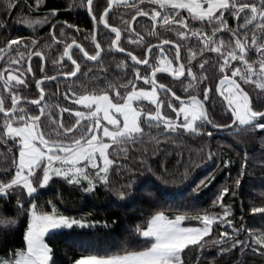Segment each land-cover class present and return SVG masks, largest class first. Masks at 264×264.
Wrapping results in <instances>:
<instances>
[{
	"label": "snow or ice",
	"instance_id": "1",
	"mask_svg": "<svg viewBox=\"0 0 264 264\" xmlns=\"http://www.w3.org/2000/svg\"><path fill=\"white\" fill-rule=\"evenodd\" d=\"M20 2L21 0H5V11L10 14ZM23 2L27 7H32L27 0ZM39 3L40 0H36L37 7ZM125 3L127 0H106V6L101 12L99 0H79L78 6L86 8L94 25L102 24L105 29L110 30V33H114V38L111 39L106 51L102 48L95 32L84 37L85 40L90 37L94 44V48L89 51L83 44L78 43L75 37L71 42L59 38L65 34V28L59 27L61 22L51 25L46 39L51 40L52 43H46L43 47L51 48L52 44L58 48L63 46L59 59L53 60L52 63L63 67L61 62L67 58L72 67L65 71L57 69V75L54 76L45 75L35 79V85L39 89L37 99L29 101L27 96H21L19 91L21 87L25 89L28 87L29 74L35 78L36 73L31 63L33 57L40 58L39 71L45 72L43 63L45 53L40 50L39 37L26 41L25 38L16 36L5 39L4 46L0 47V61H5V68L0 70V117H2L0 140L5 144L11 140L13 146L18 149V157L13 156L10 166L14 172L0 169V177H3L0 179V201L3 202L0 204V211L5 210V206L11 204L15 196L16 203L12 211L17 213V218L0 217V226H2L0 230H13L18 225V218L21 215L27 218V226L23 232L24 248L15 250L8 259L0 258V264H57L53 248L50 247L47 239L65 230L108 226L107 221L101 224L100 221L88 219L86 215L80 218L64 215L54 204L51 212L44 211L37 202L38 196L42 189L50 182H54V177L80 188L85 194L94 193L98 187L107 189L110 194L119 198L118 202H124L129 197L134 199L136 189L152 187L149 177L145 176L138 182V177L144 176L145 172L154 175L153 167L147 157L143 153L130 157L127 148L112 147L135 144L142 139L145 135L142 124L149 126L155 124L157 128L163 125L166 134L176 135H180L181 132L200 135L204 125L239 132L251 129L264 130V104L254 103L249 95L254 89L259 90L257 97L264 95V0H141L139 5L133 0L135 15L131 16V21L139 23L137 17L141 19L150 17L152 31L148 33L149 36H158V28H163L165 31L170 29L175 32L179 42L177 39H161L155 45L149 43L146 49L142 50L141 56L127 52L135 67L134 78L128 79L127 83L118 87L107 83L104 89L99 88L98 85L102 81L100 74L96 73L91 76L93 84L96 85L91 90V94L86 92L76 98L77 92L73 91L69 84L68 91L71 92V96L68 97V93H65V96L73 99L76 105L83 106L84 110L75 111L74 117L72 109L60 110L61 117L67 112L69 117L74 118L75 122L71 126H65L63 119H55L51 107L43 103L45 89L41 86L42 83L64 78L78 79V74L88 77L93 73V69L88 68L87 71H83L82 63L102 64L103 56L113 50L125 53L126 48L121 46L122 28L114 27L109 22L111 11ZM145 3L154 6L144 10ZM182 10L187 12V16L182 14ZM56 15L57 10L51 9L43 18L26 16L23 23L34 28L46 23L49 16L55 18ZM229 18L237 21L235 29L229 27ZM196 21L200 22L201 28L190 27V24ZM62 23L68 28H76V31H79L75 25H68L66 21ZM123 23L132 44L143 42V37L129 25L127 20ZM221 33H230L231 39L226 43L222 37L218 38ZM132 35L137 39L133 40ZM193 37L198 42V50H193L185 43ZM182 47L186 49L185 56H182ZM225 47L230 50L224 52ZM166 48L172 51L170 59ZM253 52L257 59L250 60V54ZM211 53L219 57L220 78L214 91L223 97L225 102L223 110L230 113L228 124H214L210 118L209 110L205 107V102L211 94L209 88H203V100H201L199 95H177L172 87L157 80L156 74L159 71L170 73L171 77L177 80L182 77L188 78V83L183 85L182 91L184 93L195 91L208 80L204 70L211 61L205 57ZM150 56L158 61L159 66L150 62ZM197 57L199 63L196 66L197 71H194L193 61L197 60ZM25 58L28 61L26 67ZM140 65L144 66L145 72L150 68V74H142ZM122 66L127 67L123 61L117 64V67ZM106 79L105 74L104 80ZM140 80L151 87L138 88L136 81ZM242 84L250 86L249 91H245ZM129 88L131 90H128ZM121 89L126 94L122 95ZM113 92L114 95H110ZM161 92L166 94V99L160 97ZM173 98L179 106L174 103ZM144 100L155 105L154 111L140 106L139 102ZM29 103L39 108L38 115L32 114L27 107L22 106ZM162 108L170 109L175 113L176 118L166 115ZM41 117L52 123L57 139L51 138L50 133L42 130ZM211 135L212 133L208 132V136ZM8 151L11 152L12 149ZM121 154L125 163H121L117 158ZM152 155H157L156 151H153ZM213 157L214 153L209 150L200 163ZM229 163L230 161H224L225 165ZM247 163L248 156L245 153L244 162L233 182L231 193L233 196L236 195V188L241 184V178L246 174ZM196 166H198L196 162L190 160L181 179L187 180L189 171ZM160 170L162 175L155 178L167 184L168 181L164 180V176L171 173L163 163L160 164ZM115 173L124 177V183L118 188L112 186L110 179V174ZM212 179L214 177L209 174L208 177L201 179L191 192L198 193L202 186H207L205 182L211 183ZM229 191V187L224 186L213 201L214 204L221 203L224 209L222 216L214 218L203 214L191 217L185 213L169 218L163 211H157L151 216L145 229L141 230L139 227L136 229L146 242L151 241L150 246L138 251L125 250L122 254L82 255L74 260L73 264H186L183 259L185 251L194 247L205 248L207 242L204 238L209 233H213L215 221L221 226L227 225L231 230L223 231L213 241L215 245L220 246L219 254L222 255L239 246L241 252L248 249L264 256V232L256 235L253 229H245L243 217L239 226H234L232 219L228 218L230 207L223 205L222 200ZM148 195L152 193L149 192ZM251 212L260 213L264 217V207H252ZM192 219L200 221V226L184 225V221ZM242 233L245 239L240 238ZM225 245L230 247L226 248Z\"/></svg>",
	"mask_w": 264,
	"mask_h": 264
},
{
	"label": "trees",
	"instance_id": "2",
	"mask_svg": "<svg viewBox=\"0 0 264 264\" xmlns=\"http://www.w3.org/2000/svg\"><path fill=\"white\" fill-rule=\"evenodd\" d=\"M27 2L32 5L31 8L27 7L21 0L20 4L9 14L5 11V0H0V46L4 45L5 39H12L16 36L25 38L26 41L39 37L40 50L45 53V72L39 71L40 59L33 60L35 78L29 74L28 87L26 89L21 87L19 91L21 96L34 99L39 97L35 88V79L57 73V66H61L54 65L52 61L59 59L63 47L59 46L58 48L55 44H52L51 48L43 47L46 43H52L51 40L46 39L52 22L59 18L67 19V15L74 14L80 32H82L81 43L89 51L94 48L93 43L90 37L87 40L84 37L93 32V25L87 17L86 8L78 6L79 0H40L38 7L36 0H27ZM99 4L102 12L103 7L106 6V0H99ZM51 9L57 10L56 17L49 16L47 22L41 26L32 28L23 23L26 16L43 18L46 13L44 10L49 11ZM70 10H73L74 13ZM132 15V11L128 9L122 13V18H118L112 11L109 22L122 28L124 39L121 40V46L132 50L137 56H141L142 52L132 47L133 44L128 39L129 34L124 30L123 22L125 20L129 22ZM140 21L143 19L138 20V22ZM137 25L136 22L134 25L136 29ZM113 34L101 27L99 41L105 51L113 39ZM140 44L142 50L147 46L144 41ZM74 58L76 57L74 56ZM122 61L127 65L126 68L117 67V64ZM78 62H80L79 59ZM81 67L83 71L92 68L93 73L88 77L78 75V79H61L42 84L46 94L45 104L51 107L55 119H63L65 126H71L75 122L74 110L80 109L73 99L65 96V93H68V97L71 96V92L68 91L69 84L78 96L86 92L91 93V90L96 87L91 79V76L96 73L101 76L102 82L98 85L101 89H104L107 83H112L117 87L119 83L125 84L135 74V67L130 57L115 50L103 56L102 64L88 63L85 65L82 63ZM140 69L143 70L141 67ZM142 70L143 74H148V70L147 72ZM105 74L107 75L106 80H104ZM138 85L139 87L147 86L142 80L138 81ZM122 93L125 92L122 91ZM62 108L72 109L73 117H69L67 112H64L61 117L60 110ZM31 112L35 115L39 114V112ZM41 120L42 130L50 133L51 138L57 139L56 130L52 123L45 120L44 117H41ZM0 122H2V117H0ZM142 128L145 135L135 144L112 146L117 149L127 148L130 157L143 153L153 167L154 175L145 172L144 176L138 177V182L143 180L145 176L149 177L153 186L136 189L134 199L129 197L124 202H118V197L110 194L107 189L99 187L94 193L85 194L80 188L69 185L66 181L55 177L53 178L54 182H50L40 191L37 202L44 211L51 212L54 204L57 210L64 215L76 218L86 215L88 219L100 221L101 224L107 221L108 225L95 229L65 230L51 239H47L50 247L53 248V255L57 264H73L74 260L82 255L122 254L125 250L138 251L142 250L143 247L150 246L151 241L146 242L136 229L137 227L146 228L147 222L157 211H163L169 218L185 213L191 217L203 214H208L214 218L221 216L224 210L221 203L214 204L213 201L219 196V192L224 186L229 187L230 191L224 196L222 203L230 207L228 218L232 219L233 225L239 226L241 217H243L242 222L245 224V229H253L256 235L264 232V217L260 213L251 212L252 207H264V142H262L264 141V130L251 129L245 132L228 130L226 132H213L211 136H208L210 131L206 129L200 135H189L184 132L176 135L166 134L163 125L157 128L155 124L151 126L142 124ZM10 148L12 149L11 152L8 151ZM209 150L214 153L213 159H206L200 163ZM153 151H156L157 155L153 156ZM245 153L248 156V163L245 165L247 171L245 176L241 178L240 186L236 188V195L233 196L231 194L233 182L244 162ZM13 156L18 157V149L13 146V142L9 140L5 144L3 140H0V169H9L14 172V169L10 167ZM117 158L120 159L121 163L126 162L122 154ZM190 160L195 161L198 166L189 171L187 180H182V174L189 166ZM226 160L230 161L227 165L224 164ZM161 163L165 164L168 172L171 173V175L164 176V180L168 181L167 184L155 178L162 175ZM137 167H139L138 164ZM209 174L214 177L212 182L207 183L206 181L207 186H202L198 193L191 192V189ZM2 178L0 177V179ZM110 179L112 186L116 188L124 183V177L119 173L110 174ZM133 188L135 189V185ZM149 192L152 195H148ZM2 203L0 201V204ZM15 203V196H13L11 204L6 205L5 210L0 211V217L17 218V213L12 211ZM183 223L184 225H200V221L195 219L186 220ZM26 226L27 218L25 215H21L18 218V225L13 230H0V258L8 259L12 257L15 250L24 248L23 232ZM223 231L231 230L227 225L221 226L218 221H215L213 233H209L204 238L207 242L205 248L194 247L185 251L183 259L186 264H264V256L248 249L241 252L239 246L222 255L219 254L220 246L215 245L213 241ZM240 238L245 239L246 237L242 233ZM224 247L229 248L230 246L225 245Z\"/></svg>",
	"mask_w": 264,
	"mask_h": 264
},
{
	"label": "flooded vegetation",
	"instance_id": "3",
	"mask_svg": "<svg viewBox=\"0 0 264 264\" xmlns=\"http://www.w3.org/2000/svg\"><path fill=\"white\" fill-rule=\"evenodd\" d=\"M135 3L139 5L141 3V0H135ZM132 5H133V0L127 1V3L121 4L115 10H112V11L118 16V18H122V13H124L128 9L130 11H132L133 15H135V9L132 7ZM153 6L154 5H149L147 3L143 4L144 10H148L150 7H153ZM44 11L48 12L47 10H44ZM70 11L72 13H74L73 10H70ZM86 13H87L88 19L92 22L93 32H94V29H95L94 22L90 18V15L88 14L87 10H86ZM182 14L184 16H187V12L186 11L182 10ZM140 19H141L140 17H137V21L140 20ZM64 21H66L68 25H75L77 28H79V31H76V28H68V27H66L65 24L62 23ZM149 21H150V17L149 18H144L143 21H140L138 23L137 29H136L134 27L136 22L135 21H131V19H130L129 20V25L131 27H134L135 30L140 33V35L143 37V41L146 42L147 44L151 43V44L155 45V44L159 43V40H161V39H177V41L179 42L178 38L175 35V32L171 31L170 29L165 31L163 28H158V32H159L158 36H149L148 33L150 31H152V25H151V23H149ZM57 22H61V23H59V26L62 25V27L65 28V31H66V34H64V36H60L59 37L60 39H65L67 42H71V39L73 37H75L77 39L78 43L82 44L81 43V39H82L81 34H82V32H80V27H78V25H77V21H76V18H74V14L73 15H67V19H64V18L56 19L54 22H52V24L53 23H57ZM228 25H229V27L235 29L237 27V21L235 19H233V18H229L228 19ZM113 26L114 27H118L116 25H113ZM101 27H103L102 24H100L98 26V35H97V39L98 40H99V34H100ZM190 27L201 28L202 26H201L200 22L196 21V22H192L190 24ZM204 27L206 28L207 26H204ZM50 28H51V26H50ZM107 30H109V29H107ZM49 31H50V29H49ZM209 34H211V33H209ZM47 35L48 34H46V36ZM132 36H134V37H132L133 40L137 39L135 37V35H132ZM123 37H124V35L122 33L121 40L124 39ZM220 37H222L225 40L226 43L231 39L230 33H221V34H219L218 38H220ZM113 38H114V34H113ZM185 43L189 44V46H191L193 48V50H198V42L196 41V39L194 37L191 38L190 40L186 41ZM3 46L4 45H2L0 47H3ZM93 46H94V44H93ZM132 47H134L139 52H142V49L140 48L141 47L140 43L133 44ZM146 47H145V49H146ZM126 50L130 51V52H133L132 50H129V49H126ZM228 50H230V49L227 48V47H225L223 49L224 52H227ZM21 51H23V49H21ZM156 52L157 53L159 52L158 48L156 49ZM166 52H168V58L170 59L171 56H172V51L166 48ZM133 53L136 54L135 52H133ZM80 55H82V54H80ZM185 55H186V49H184L182 47V56H185ZM205 58L209 59L211 61V63L204 70V75H206L208 77V80L203 82L200 85V87L197 88L195 91H190L189 93H184L182 91L183 85H186L188 83V78L182 77L179 80H177V79L171 77L170 73H164L162 71H159L156 74L157 75V80H158L159 83H164V84L168 85L169 87H172L173 91L177 92V95H181V96H185V95H199L201 100H203V95H202L203 88H205V87L209 88L211 94H210L209 99L205 102V107L208 108V110H209L210 118L213 120L214 124H228V123H230V120H229L230 113L229 112H225L223 110V104L225 102L223 101V98L219 96V93L214 91L215 85L219 82V78H220V74L218 72V60H219V57H217V55L215 53H211V54L207 55ZM249 58H250V60L257 59V57L255 56L254 52L250 54ZM38 59H40V58L36 57V59H35V57H33L32 61L33 60H38ZM149 59H150V62L153 65L159 66L158 65V61L153 56H150ZM65 60L66 61H64L62 63L63 67L57 66L56 69H59V70H62V71L69 70V68L72 67L71 66V62L67 61V58H65ZM32 61H31V63H32ZM27 63H28V61H27V59H25V64L27 65ZM40 63H41V60H40ZM43 63H44V66H46L45 58L43 60ZM92 63H94V62H92ZM198 63H199V57H197V60L193 61V66H194L193 70L194 71H197V67L196 66L198 65ZM233 63H235V62H233ZM0 66H1L0 70L4 69L5 68V61H0ZM174 66H175V61H174ZM139 67L143 68V70L141 69L142 71L145 70L143 65H140ZM150 72H151V69L149 68L148 69V74H150ZM56 74L57 73H54V74H52L50 76H53V75H56ZM142 74H143V72H142ZM197 74H199V73H197ZM41 77L42 76H40L38 79H40ZM59 80H61V79H59ZM62 80H71V79H62ZM118 80H120V79H118ZM45 83H47V82H45ZM136 83H137V87L139 88L138 81H136ZM42 84H44V83H42ZM119 85H123V84L119 83ZM147 86H150V85H147ZM147 86H142V87H147ZM241 86L244 87L245 91H249V87L250 86H245L243 84ZM35 88H36L37 92L39 93L36 85H35ZM128 90H131V89L129 88ZM121 91H123V90L121 89ZM258 91H259L258 89H254L253 91L249 92V95H250V97H252L254 103H256V104H264V95L257 97ZM123 94H125V93H122V95ZM168 95H170V94H168ZM160 97L163 98V99L167 98L166 94H164L162 92L160 93ZM37 98H39V97H37ZM37 98H34V99H37ZM28 99H31V98H28ZM45 99H46V94H45V98H44V102H43L44 104H45ZM31 100H33V99H31ZM174 103L176 104L177 102L174 100ZM22 106L23 107H27L30 111H33L35 113L39 112V108L37 106H35V105L30 104V103L27 104V105H22ZM151 109L154 110L155 107H152ZM162 111L166 115H170L173 119L176 118L175 117V113L172 112L170 109L162 108ZM203 128L208 130V131L218 132V131L212 130L208 125H204Z\"/></svg>",
	"mask_w": 264,
	"mask_h": 264
},
{
	"label": "rangeland",
	"instance_id": "4",
	"mask_svg": "<svg viewBox=\"0 0 264 264\" xmlns=\"http://www.w3.org/2000/svg\"><path fill=\"white\" fill-rule=\"evenodd\" d=\"M127 1H131V0H127ZM38 26H41V25H38ZM151 86H147V87H145L146 89H148V88H150ZM87 94H91V93H87ZM126 94V93H125ZM82 95V94H81ZM110 95H114V94H111L110 93ZM160 95V94H159ZM79 96L80 95H78L77 96V98H79ZM140 103V106L141 107H144L146 110H152V111H154L153 109H151L152 107H155V105H152L149 101H147V100H144V101H142V102H139ZM176 105L177 106H179V103L177 102L176 103ZM79 107H80V109H75L74 110V113H75V111H77V110H80V111H83L84 109H83V106H81V105H78ZM82 107V108H81ZM181 119H182V117H181ZM142 126V125H141ZM205 129L204 128H202V131H204ZM211 133H213L212 131H210ZM223 215V214H222ZM221 215V216H222ZM185 226H193V227H195V226H200V225H185ZM145 229V228H144ZM141 230H143V229H141Z\"/></svg>",
	"mask_w": 264,
	"mask_h": 264
},
{
	"label": "water",
	"instance_id": "5",
	"mask_svg": "<svg viewBox=\"0 0 264 264\" xmlns=\"http://www.w3.org/2000/svg\"><path fill=\"white\" fill-rule=\"evenodd\" d=\"M90 18H91V16H90ZM94 32L96 33V35H98V26L97 25H95V29H94ZM127 52H129V51H127L126 50V52L125 53H121V54H124V55H127ZM128 56V55H127ZM57 75V74H56ZM54 76V75H53ZM64 79H68V78H64ZM45 82H49V81H45ZM45 82H43V83H45ZM38 89V88H37ZM38 91H39V89H38ZM223 98V97H222ZM174 99V98H173ZM29 101H31V99H28ZM31 104V103H30ZM212 130H214V131H218V132H226V131H228V130H231V129H224V128H215V127H213V125H208Z\"/></svg>",
	"mask_w": 264,
	"mask_h": 264
}]
</instances>
